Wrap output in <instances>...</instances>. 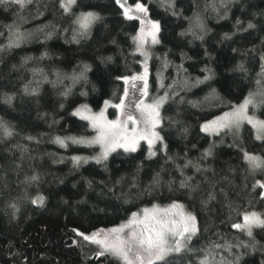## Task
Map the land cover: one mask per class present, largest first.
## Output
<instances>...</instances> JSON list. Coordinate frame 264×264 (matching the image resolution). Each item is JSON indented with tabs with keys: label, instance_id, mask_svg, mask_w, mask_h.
I'll use <instances>...</instances> for the list:
<instances>
[{
	"label": "trees",
	"instance_id": "1",
	"mask_svg": "<svg viewBox=\"0 0 264 264\" xmlns=\"http://www.w3.org/2000/svg\"><path fill=\"white\" fill-rule=\"evenodd\" d=\"M145 2L148 18L161 23L160 43L151 48L150 92L151 96L167 93L171 97L162 106L163 125L159 130L175 163H165L164 155L158 151L159 145L158 155L147 159L148 146L142 143L136 152L115 151L108 158L106 169L104 164L95 161L74 166L72 157L96 153L97 145L66 142V146H61L54 140L57 136L95 133L88 121L73 115L78 106L87 104L99 109L105 100H121L126 85L116 77L131 75L142 67L141 55L132 40L138 34L140 20L124 19L114 0H77L73 9L77 14L94 11L103 17L93 25L89 38L77 37V42L73 40L75 26L71 25V17L62 14L57 0H33L22 11L11 3L0 5V49H3L0 51V121L13 132L12 136H5L0 130V264H52L53 260L59 264H122L119 258L109 254L97 258V246L82 241L72 230L112 229L131 219L134 212L153 205L166 206L172 200L185 203L200 221L201 232L191 242L194 250L207 247L210 241L222 245L255 242L257 251L245 256L246 264L264 261V252L260 250L264 245V228L255 227L250 238L246 232L231 227L232 223L242 222L245 212L256 210L264 216V200L244 189L246 182L251 185L253 176L247 172L241 151L264 157V136L258 138L249 124L238 132L225 130L209 134L200 130L203 121L231 109L250 92L264 87V79L259 75L264 27L240 32L231 41L222 40L224 33L236 31L237 20L246 23L256 14V22L264 24V17L259 16L264 10V0H231L226 11L221 0H172L174 8L169 7V0ZM194 14H199L209 29L203 42L188 32L193 26ZM13 24L15 27L9 32L8 26ZM182 32L186 34L181 36ZM15 33L22 34L18 41ZM111 39H116L118 48L109 42ZM10 40L16 43L7 47ZM233 48L240 52L255 48L256 52L240 55ZM102 56L113 59L101 63ZM240 62L245 64V72L236 70ZM84 65L90 66L86 78L74 80ZM205 67L212 68L215 77L196 83L197 79L204 80L202 69ZM26 87L37 89L38 94H27ZM8 97L12 99L9 101ZM250 111L264 118V105L252 106ZM115 112L114 108L111 114ZM177 113L189 128L187 136L169 123V118L176 119ZM29 136L35 139L28 140ZM209 145H215L213 156L201 161ZM186 159L200 161L203 168L215 170V175L206 174L216 183L219 202L210 206L214 213L211 224L210 214L201 209L198 199L190 201L178 190L181 177L176 165L182 167ZM33 171L39 172L42 180L28 190L33 196L48 197L44 207L22 198L25 189L22 181ZM157 172H161L164 181H176L173 185L176 190L169 192L164 184L151 195L145 194L143 190ZM184 174L195 176L197 181L204 180L192 168L185 169ZM121 177L124 179L116 186V196L121 191L129 192L133 182L137 185L127 202L107 191L102 197L97 196L95 193L100 188L94 184L93 192L86 184L87 180L105 181L111 187ZM255 178L264 180V172L258 170ZM221 188L232 202L231 209L223 207ZM83 192H88L87 203L76 205ZM61 197L69 199L74 206L62 204ZM13 202L19 209L15 218L9 207ZM206 227L208 231H204ZM73 241H78V245ZM242 251L245 250L235 247L231 251L227 247L215 249L210 264H231L234 255ZM202 258L197 252L185 260L197 264ZM185 260L178 264H185Z\"/></svg>",
	"mask_w": 264,
	"mask_h": 264
},
{
	"label": "snow or ice",
	"instance_id": "2",
	"mask_svg": "<svg viewBox=\"0 0 264 264\" xmlns=\"http://www.w3.org/2000/svg\"><path fill=\"white\" fill-rule=\"evenodd\" d=\"M14 4L22 11L33 4V0H0V5ZM114 3L120 9V15L126 20L139 19L140 28L138 34L132 37L133 43L136 46V50L145 57L144 71L141 75L136 76H118L116 79L124 80L125 83L131 81H143V90L141 96L147 95V78H148V67L147 59L149 58V53L145 49V45L148 43V37L151 38L152 44L160 43L159 34L161 32V23L159 20H150L149 9L145 0H114ZM231 0H221V6L225 11L228 9ZM58 9L62 11V14H66L71 17V25L75 26L73 28V40L80 38H89L90 32L93 25L103 19L99 13L94 11H81L78 14L73 10L77 6V0H57ZM169 7L174 8L175 5L172 0H169ZM173 15L176 12L173 11ZM259 16L264 17V10H261ZM193 26L188 29V32L193 35L195 39L204 41L205 36L208 34L209 29L201 20L199 14H194L192 18ZM15 24L9 25V32H12ZM264 27V24H259L256 22V14L253 15L252 19H249L246 23L237 20L236 31L232 33H224L222 40L231 41L235 35L240 32L257 31L258 28ZM55 30V26H53ZM186 33H180L181 36ZM17 41L22 34L15 33ZM78 42V40H77ZM111 44L119 47L116 39H111L109 41ZM16 41L10 40L7 47H12ZM264 45V40L261 41ZM3 51V49H0ZM233 52H238L240 55H248L249 53H255L256 49H246L240 52L239 49H232ZM205 55L211 59V54L205 50ZM101 63L111 62L113 57L102 56L99 58ZM261 73L259 74L262 79H264V51L259 55ZM167 62H165V67ZM90 70V66L84 65L78 77H73V79L86 78V72ZM236 70L245 72V64L240 62L236 65ZM205 73L204 80H196V83H204L215 77V72L210 67H205L202 69ZM260 84V80L257 81ZM25 92L29 95H37V89L25 88ZM67 95V93H64ZM178 95V94H174ZM128 98V90L125 89L123 97L120 103L112 105V107L120 110L122 115H126V120L123 122L120 119L107 120L104 115V111L99 113H92L91 108L87 104L80 105L79 108L73 113V115L81 116L83 119L91 122V126L97 129V135L92 140L85 139H71L73 143H96L102 146V151L99 155L93 157L97 164H104L106 169V162L108 160L109 154L115 151L117 148L124 149L125 152H136L141 140L146 141L148 145L147 159H152L162 153L165 157V163L172 162L175 163L173 156L168 154L169 146L165 141V137L161 135L157 128H162L163 118L160 114L161 107L171 98L169 94L160 96L153 100L151 104H144L143 99H139L135 102L134 106L139 110L141 120L144 127L142 129L133 128L131 132L128 129V123L131 122L133 125L137 124V118L131 113H125V100ZM9 101L12 99L8 97ZM183 102L182 100L180 101ZM256 107L258 105H264V87L258 88L254 92H250L248 97L245 98L244 102L238 107H234L232 112H226L223 116L217 117L216 119L205 122L200 125V130L202 132L208 133H219L222 129H236L240 128L243 121L247 120L249 124H253L254 127H258L264 130V120L254 121L252 117L248 116L247 109L249 105ZM104 106L107 108L109 106V101H104ZM60 107H63L61 104ZM180 114L177 113V118H169V123L177 126L178 131L183 136H187L189 128L186 123L179 118ZM0 130L3 131L5 136H12V129L3 121H0ZM259 138V137H258ZM28 140H34V137H27ZM39 143V141H36ZM55 143L61 146H66V139L62 137H55ZM157 145L159 149L157 151ZM215 145H209L208 148L204 150L201 155L200 160H205L213 156V149ZM243 153V160L247 164V172L253 176L252 183L246 182L244 189L248 190L249 194L256 193L257 198L264 200V180L256 179L255 173L259 170L264 172V157L250 153L246 150H241ZM74 166H79L81 162H86L87 158H82L79 156L72 157ZM20 167V165H17ZM138 169L141 167L137 166ZM187 168H192L195 173L204 176L203 181H197L195 176H186L184 170ZM176 170L179 172L181 179L178 182V190L186 194L188 200H197L202 210L208 212L209 224L212 223L211 216L214 215L210 206L213 202H217V189L216 183L207 178V173L211 172L215 175V170L211 168H203L200 161H192L186 159L183 166L176 165ZM163 171V169H161ZM232 171V169H230ZM123 177L119 180L112 182V186L109 187L108 183L105 181H92L87 180L86 184L89 190L95 192L94 184L100 188V191L95 193L97 196L102 197L105 191L116 196V186L121 185ZM222 179H227L226 177ZM247 176L245 180L247 181ZM42 180V176L39 172L33 171L31 176H26L22 183L25 185L22 198L28 199L29 202L38 207H44L48 197L43 194H37L35 196L29 193V188L33 186H38ZM63 183V181H60ZM167 184L169 192L174 189L173 185L176 184L174 180L164 181L161 176V172H157L153 178L152 182L143 191L147 195H151L152 192L162 185ZM207 184L208 187L205 189L202 185ZM137 188V185L133 182L129 192L121 191L117 199L124 198L127 202L128 196L131 194L132 189ZM260 191L257 193V189ZM242 189V191L244 190ZM220 194L224 196V205L226 209H231L232 202L228 197V194L224 192V189H219ZM81 199L76 200L75 204H86L88 192H83L80 194ZM60 202L68 207H73L69 199L63 197L60 198ZM13 209V218H15V212L19 209L15 202L9 205ZM142 215V218H141ZM214 226V225H212ZM232 228L246 232L248 237H253V228L261 227L264 228V218L261 214L257 212H245L242 215V223L235 222L231 224ZM125 229H128L125 235ZM206 227L204 231H208ZM77 237L82 241L89 244L97 245L96 257H104L106 253L118 257L123 260L125 264H178L179 261L185 260L186 257L190 255L197 254L201 255L203 258L197 261V264H210V257L212 256L215 249L221 247H227L229 251L235 248H242L245 251L237 252L231 264H246L245 256L257 251V244L252 242L250 244H245L241 242L237 245H222L216 241H210L208 246L201 248L199 250H194L191 247V242L194 237H197L201 232L200 221L197 215L189 210L188 206L179 201L172 200L167 207L161 209L158 205H153L152 209L145 208L142 213L134 212L131 214V219L128 223L121 225L117 228H112L108 230L98 229L93 232H82L79 229L72 230ZM74 244L78 245V241H73ZM260 250L264 252V245L260 246ZM27 258H25L26 260ZM52 264H59L58 261L53 260ZM185 264H192L191 260H185ZM264 264V261L261 262Z\"/></svg>",
	"mask_w": 264,
	"mask_h": 264
},
{
	"label": "rangeland",
	"instance_id": "3",
	"mask_svg": "<svg viewBox=\"0 0 264 264\" xmlns=\"http://www.w3.org/2000/svg\"><path fill=\"white\" fill-rule=\"evenodd\" d=\"M153 20H154V19H153ZM140 26H141V25H140ZM147 39H148V43L145 45V49H146L147 52L149 53V58L147 59V67H148V78H147L148 88H147V95H146V96H141V93H142V90H143V81H140V80H137V81H131V80H130L128 83H125V85H126V86H125V89L128 90V98L125 100V106H126V107H125V113L131 112V113L137 118V124H136V125H133L131 122L128 123V129H129V132H131L133 128L142 129V128L144 127L143 122H142V120H141L140 112H139V110L136 109L135 106H134L135 102H137L139 99L142 98L143 101H144V104H151V103L153 102L154 99H156V98H158V97H160V96H164V95H165V94H160V95H156V96H151V92H150L151 48H152V46H153L154 44L151 43V38H150V37H148ZM138 53H139V52H138ZM139 54H140V53H139ZM140 55H141V54H140ZM141 58H142V67H141V69H140L139 71H137V72L131 74V75H128L129 77L143 74V71H144V65H145V57L141 55ZM160 82H162L161 79H160ZM123 93H124V92H123ZM122 97H123V95H122ZM247 97H248V96H247ZM247 97H246V98H247ZM244 100H245V99H243L240 103L236 104L234 107H238L239 105H241V104L244 102ZM108 101H109V106H108L107 108H105L104 104H103L99 109H93V108H91L89 105H88V106L91 108L92 113H99V112H101V111H104V115H105V118H106L107 120H116V119H120L122 122H123L124 120H126V115H122L121 112H120V110L117 109V108H115V109H116L115 114H111L112 110H114V107H112V105L118 104V103H120V101H119V102H113V101H111V100H108ZM234 107H232L231 109H229V110H227V111H225V112H223V113H221V114H219V115H217V116H215V117H213V118H211V119H208V120H206V121H203V122L201 123V125H202L203 123H205V122L212 121V120L216 119L217 117L223 116L224 113H226V112H232ZM251 107H252V105L250 104V105L248 106V109H247V114H248V116L252 117L254 121H256V120H264L263 117H260L258 114L251 112V111H250V108H251ZM77 108H79V106H78ZM77 108H76V109H77ZM76 109H75V111H76ZM161 109H162V107H161ZM161 109H160V114H161ZM75 111H74V112H75ZM78 117H80L81 119H83L81 116H78ZM84 120H85V119H84ZM86 121H88V120H86ZM88 122H89L90 125H91V122H90V121H88ZM245 124H249V123L247 122V120H245V121H243V122L241 123L240 128H239L238 130H236V129H232V130H230V131L238 132V131H239V130H240ZM249 125H251V126L255 129V132H256L257 137L262 138V137L264 136V130H262V129L258 128V127H254L253 124H249ZM94 129H95V128H94ZM225 130H228V129H222V130L219 131V133L222 132V131H225ZM157 131L160 132L159 128H157ZM208 133H209V134H217V133H212L211 131H209ZM96 135H97V129H95V133L92 134V135H71V136H69V137H67V138H65V139H66V142H69V143H70V142H72V140H71V139H68V138H76V139L92 140ZM142 143L147 144L146 141L141 140L140 143H139L138 148L141 146ZM77 144H83V145H87V146H94V145H97V146L99 147V151L96 152V153H86V154H78V155H75V157H76V156H79V157H82V158H87L86 162H83V161H82V163H88V162H90V161H95V160L92 159V158L95 157V156H97V155H99L100 152L102 151V146H101L100 144H96V143H77ZM147 146H148V145H147ZM157 146H158V145H157ZM157 146H156V147H157ZM120 149H122V148H117L115 151L120 150ZM122 150H124V149H122ZM115 151L111 152V153L109 154V157H110ZM250 153H251V152H250ZM254 154H255V153H254ZM256 155H258V154H256ZM259 156H261V155H259ZM109 157H108V158H109ZM261 157H262V156H261ZM167 206H168V205H166V206H159V207H160L161 209H163V208H165V207H167ZM148 209L151 210L152 207H149ZM249 212H253V211H249ZM254 212H257V213L261 214L259 211H256V210H254ZM138 213H142V210L139 211ZM261 217L264 218V216H263L262 214H261ZM141 218H142V215H141ZM129 220H130V219H129ZM129 220H128V221H129ZM128 221L124 222V223L121 224V225H124V224L128 223ZM241 223H242V222H241ZM121 225L116 226V227H113V228L120 227ZM254 228H255V227H254ZM254 228H253V229H254ZM127 232H128V229H125L124 234L126 235ZM86 233H89V232H86ZM96 246H97V245H96ZM106 254H108V253H106ZM109 255L112 256L113 258H114V257L116 258V256H113V255H111V254H109ZM117 258H118V257H117ZM120 261H121L122 264H125V262H124L123 260L120 259Z\"/></svg>",
	"mask_w": 264,
	"mask_h": 264
},
{
	"label": "flooded vegetation",
	"instance_id": "4",
	"mask_svg": "<svg viewBox=\"0 0 264 264\" xmlns=\"http://www.w3.org/2000/svg\"><path fill=\"white\" fill-rule=\"evenodd\" d=\"M99 264H104L103 262L99 263Z\"/></svg>",
	"mask_w": 264,
	"mask_h": 264
}]
</instances>
